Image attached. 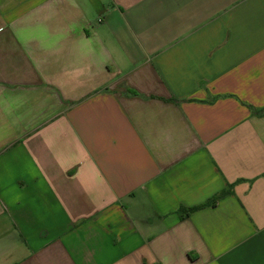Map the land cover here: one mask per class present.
<instances>
[{"label":"crops","instance_id":"0c3cea01","mask_svg":"<svg viewBox=\"0 0 264 264\" xmlns=\"http://www.w3.org/2000/svg\"><path fill=\"white\" fill-rule=\"evenodd\" d=\"M0 264H264V0H0Z\"/></svg>","mask_w":264,"mask_h":264},{"label":"trees","instance_id":"16d2710c","mask_svg":"<svg viewBox=\"0 0 264 264\" xmlns=\"http://www.w3.org/2000/svg\"><path fill=\"white\" fill-rule=\"evenodd\" d=\"M174 100V99H172ZM232 193V186H229L227 189L221 191L220 193L216 194L213 196L211 199H209L207 202H205L202 205H199L197 207H192V208H180V217L181 218H186L191 212L203 209L209 206H215V204L224 196L229 195Z\"/></svg>","mask_w":264,"mask_h":264}]
</instances>
